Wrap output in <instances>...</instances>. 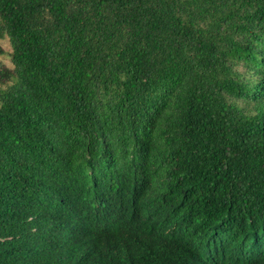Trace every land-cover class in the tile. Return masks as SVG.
Here are the masks:
<instances>
[{"label":"trees","instance_id":"obj_1","mask_svg":"<svg viewBox=\"0 0 264 264\" xmlns=\"http://www.w3.org/2000/svg\"><path fill=\"white\" fill-rule=\"evenodd\" d=\"M2 39L0 264H264V0H0Z\"/></svg>","mask_w":264,"mask_h":264},{"label":"clouds","instance_id":"obj_2","mask_svg":"<svg viewBox=\"0 0 264 264\" xmlns=\"http://www.w3.org/2000/svg\"><path fill=\"white\" fill-rule=\"evenodd\" d=\"M131 227V224H130V221H127V222H124L122 224H119L118 228L122 229V228H126V229H129ZM264 252V248H262L261 246H256L254 245L253 247V250L251 252V255H254L256 254L257 252ZM209 254L207 252H203L198 258L196 261H194L196 264H204L205 262V259L206 257L208 256ZM210 263H215V261L213 260L212 262ZM217 264H239L238 263V260L235 258V256H227V255H224L223 258H221L220 262H218Z\"/></svg>","mask_w":264,"mask_h":264},{"label":"rangeland","instance_id":"obj_3","mask_svg":"<svg viewBox=\"0 0 264 264\" xmlns=\"http://www.w3.org/2000/svg\"><path fill=\"white\" fill-rule=\"evenodd\" d=\"M0 46L5 53L8 52L9 46L5 39L0 40ZM5 53L0 55V62L3 63L4 65L9 66L8 56H6Z\"/></svg>","mask_w":264,"mask_h":264}]
</instances>
